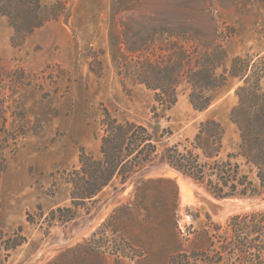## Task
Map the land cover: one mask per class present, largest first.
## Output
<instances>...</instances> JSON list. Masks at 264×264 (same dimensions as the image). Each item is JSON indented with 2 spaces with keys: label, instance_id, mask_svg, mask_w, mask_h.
<instances>
[{
  "label": "rangeland",
  "instance_id": "1",
  "mask_svg": "<svg viewBox=\"0 0 264 264\" xmlns=\"http://www.w3.org/2000/svg\"><path fill=\"white\" fill-rule=\"evenodd\" d=\"M41 1L60 3L62 14L19 45L11 43L14 30L0 14V229L11 233L21 226L26 237L8 256L0 249V264H212L217 256L208 253V227L264 210V193L217 198L169 167H148L142 180L172 182H153L137 201V176L124 184L113 179L78 205L72 221L51 223L47 216L56 207H72L63 170L77 165L81 149L99 155L105 109L145 125L160 147L193 137L199 122L212 117L224 128L225 149H235L238 130L230 113L242 80L229 77L201 111L180 80L176 102L154 116V91L135 79L160 65L175 43L196 57L204 45L211 49L220 41L230 57L248 54L257 71L264 69V0ZM261 81L264 89V76ZM138 205L151 211L132 213ZM217 264H230L227 255Z\"/></svg>",
  "mask_w": 264,
  "mask_h": 264
},
{
  "label": "trees",
  "instance_id": "2",
  "mask_svg": "<svg viewBox=\"0 0 264 264\" xmlns=\"http://www.w3.org/2000/svg\"><path fill=\"white\" fill-rule=\"evenodd\" d=\"M58 4L41 0H0V14L14 30L11 43L19 45L36 28L58 19L62 14ZM204 47L202 54L193 57L181 43H175L171 48L173 52L165 56L160 65L148 66L149 73L139 75L135 81L154 91L151 112L158 116V109L167 110L176 102L180 80L187 84L190 104L199 111L210 106L211 92L225 84L229 77L242 80L235 90L239 103L230 113L238 130L235 149H225L224 128L212 117L199 122L193 137L160 147L145 125L119 120L105 109L99 120V155L81 149L77 165L63 170L62 178L70 185L72 207L51 209L47 216L49 222L72 221L78 205L92 200L113 179L124 184L137 176L134 197L142 200L153 182H172L162 177L142 180V172L157 163L192 179L217 198L264 193V89L261 85L264 69L257 71L248 54L230 57L220 41L211 43V49L208 45ZM197 51L198 46H195L193 52ZM1 146L2 142L0 152ZM3 168L4 159L0 157V172ZM171 190L176 194L174 184ZM140 211L148 213L151 209L146 205L131 207L132 213ZM174 213L175 209L167 217L171 219ZM220 228V225H213L212 230L208 227V253L212 251L217 256L212 264L219 263L225 255L230 264H264V210L234 214L221 228L222 233H218ZM96 233L93 232L89 240H93ZM24 242L26 237L21 226L11 233L0 229V249L7 252L6 256ZM209 257L208 262H211Z\"/></svg>",
  "mask_w": 264,
  "mask_h": 264
},
{
  "label": "water",
  "instance_id": "3",
  "mask_svg": "<svg viewBox=\"0 0 264 264\" xmlns=\"http://www.w3.org/2000/svg\"><path fill=\"white\" fill-rule=\"evenodd\" d=\"M166 167H168V166H166L165 164H161V163H157V164H153V165L149 166L150 170L153 169V170H160V171L165 170ZM149 168H147V170H145V172H147Z\"/></svg>",
  "mask_w": 264,
  "mask_h": 264
},
{
  "label": "bare ground",
  "instance_id": "4",
  "mask_svg": "<svg viewBox=\"0 0 264 264\" xmlns=\"http://www.w3.org/2000/svg\"><path fill=\"white\" fill-rule=\"evenodd\" d=\"M187 188V187H186ZM184 185L182 184L181 185V198L183 199V200H185V199H187V197H186V194H185V192H184ZM191 189V188H190Z\"/></svg>",
  "mask_w": 264,
  "mask_h": 264
}]
</instances>
